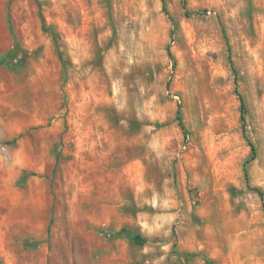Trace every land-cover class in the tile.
Masks as SVG:
<instances>
[{
	"label": "rangeland",
	"instance_id": "374dc122",
	"mask_svg": "<svg viewBox=\"0 0 264 264\" xmlns=\"http://www.w3.org/2000/svg\"><path fill=\"white\" fill-rule=\"evenodd\" d=\"M164 1L0 0V264H264V0Z\"/></svg>",
	"mask_w": 264,
	"mask_h": 264
},
{
	"label": "trees",
	"instance_id": "16d2710c",
	"mask_svg": "<svg viewBox=\"0 0 264 264\" xmlns=\"http://www.w3.org/2000/svg\"><path fill=\"white\" fill-rule=\"evenodd\" d=\"M162 3H163V5H165V4H164V3H165L164 0H162ZM183 8L186 10V0H183ZM163 11L166 13V15L168 16L170 22H171L172 25L174 26V25H175V22H174L173 18L168 14V12H167V10H166L165 8H163ZM186 15H188V14H187V11H186ZM41 21H42V25H43L44 29H45L46 31H50V32L52 33L53 39L57 42V40L59 39V36H58L57 32H55V30H54L52 27H50V26H49V27H45V21H44V19H43L42 16H41ZM167 51H168V55H169L170 57H172L168 49H167ZM9 54H10V52L7 53V55H9ZM230 64H231V62H230ZM231 65H232V64H231ZM232 71H233V73L235 74V70H234V68H233V65H232ZM236 93H237V92H236ZM237 96H238L239 101H240L241 121L244 122V121H245V116H244V115H245V112H244V102H243V99H242V97L240 96V94L237 93ZM177 115H178V116H177V120H178V122H179V127H180V129L182 130L183 134L186 135L187 131H186L185 126H184V124H183V122H182V120H181L179 110L177 111ZM243 136L245 137L244 130H243ZM250 147H251V151H252V157L250 158V160H252V159H253V156H254V147H253L251 144H250ZM247 163H249V160L245 162V164H247ZM245 164H244L243 172H244L245 179L248 180V173H247V170H246V166H245ZM253 190L257 193V195H258L260 198H263V195H264V194H263V192H262L259 188H254ZM263 207H264V205H263ZM117 235H120V233H118Z\"/></svg>",
	"mask_w": 264,
	"mask_h": 264
}]
</instances>
